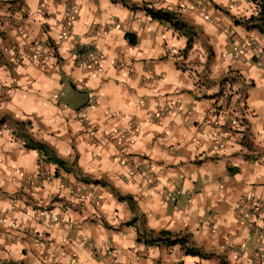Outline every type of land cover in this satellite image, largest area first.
Instances as JSON below:
<instances>
[{"label": "crops", "instance_id": "0c3cea01", "mask_svg": "<svg viewBox=\"0 0 264 264\" xmlns=\"http://www.w3.org/2000/svg\"><path fill=\"white\" fill-rule=\"evenodd\" d=\"M143 4L176 13L191 48ZM255 15L248 0H0V264H264ZM93 45L99 61L76 63ZM161 231L206 257L145 244Z\"/></svg>", "mask_w": 264, "mask_h": 264}, {"label": "trees", "instance_id": "16d2710c", "mask_svg": "<svg viewBox=\"0 0 264 264\" xmlns=\"http://www.w3.org/2000/svg\"><path fill=\"white\" fill-rule=\"evenodd\" d=\"M251 2L256 8V15L250 17L248 20H245L244 24L251 29L258 30L260 33L264 34V0H248ZM131 9H135V7H130ZM146 16L150 17L152 20L168 24L172 29L181 33L187 38V46L186 49L191 48L192 42L196 37V33L192 32L191 29L187 28L185 24H183L176 13L165 11V10H155L149 4H143L140 8ZM126 39L129 44H135V37L127 34ZM38 152L40 155L44 156L46 161L54 162L55 159L52 157V153L48 150L43 144L36 145ZM54 160V161H53ZM148 240H144L146 245L152 244H163L167 247H173L175 245H180L184 250L186 255L197 256L200 258L206 257L203 253H201L198 249L191 248L188 246V240L186 236L181 235H172L168 231H161L157 234L149 233ZM141 241V238H138V242ZM1 264H18L15 262H3ZM22 264V263H19Z\"/></svg>", "mask_w": 264, "mask_h": 264}, {"label": "built area", "instance_id": "2783aa9c", "mask_svg": "<svg viewBox=\"0 0 264 264\" xmlns=\"http://www.w3.org/2000/svg\"><path fill=\"white\" fill-rule=\"evenodd\" d=\"M42 6V5H41ZM74 14H75V11L73 8H71L68 12H67V18L69 21H72L74 19ZM90 49H92L91 51H89L88 53H86L85 55H81L80 53H76V56H75V62L78 63V64H84V65H89V64H95L97 63V61H99V54H97L96 52V47L93 45ZM42 56H40L39 54H34L32 56V59L33 61L38 64L40 67L43 68V64H42ZM64 95H65V91L64 90H60L58 93H57V103L60 107L64 108L65 107V104L63 103V98H64ZM43 172H36V176H40L42 175ZM146 175L148 176V179L149 178H152L153 175L151 173H146ZM260 206V204H256L255 205V209H257L258 207Z\"/></svg>", "mask_w": 264, "mask_h": 264}, {"label": "rangeland", "instance_id": "374dc122", "mask_svg": "<svg viewBox=\"0 0 264 264\" xmlns=\"http://www.w3.org/2000/svg\"><path fill=\"white\" fill-rule=\"evenodd\" d=\"M37 171H38V172H43V174L40 175V176H36V175H35L37 181H42L43 179H45V180L48 179V178H47V177H48V175H47L48 172H46V170H44L43 167L40 166V167L37 169ZM37 171H36V172H37ZM35 174H36V173H35ZM46 178H47V179H46Z\"/></svg>", "mask_w": 264, "mask_h": 264}]
</instances>
